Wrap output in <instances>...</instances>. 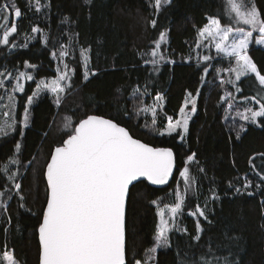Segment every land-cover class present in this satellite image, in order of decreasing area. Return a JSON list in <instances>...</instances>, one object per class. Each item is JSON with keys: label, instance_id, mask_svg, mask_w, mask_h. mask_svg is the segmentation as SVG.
Listing matches in <instances>:
<instances>
[{"label": "trees", "instance_id": "16d2710c", "mask_svg": "<svg viewBox=\"0 0 264 264\" xmlns=\"http://www.w3.org/2000/svg\"><path fill=\"white\" fill-rule=\"evenodd\" d=\"M5 3L18 6L23 15L15 18L10 12L17 33L10 35L9 44H0V69L12 74L6 82L9 87L20 71L35 77L16 93L17 122L0 135V191L5 193L0 197V264L4 251L14 253L19 264L40 263L37 227L46 206V165L52 150L87 115L112 119L132 136L153 147L171 148L175 154V176L169 183L158 186L145 179L131 187L127 264L144 261L145 251L154 246L157 203H171L173 190L184 187L179 174L184 167L190 169L193 185L176 228L169 233V246L158 248L154 264L182 260L193 264L202 255L227 256L235 264H264V118L246 125L227 119L229 112L259 107L257 100L264 102L257 96L262 86L254 77L236 81L234 72L227 74L235 61L230 63L198 35L209 17L221 18L222 24L228 21L226 8L222 11L226 0H172L159 10L154 0H39L38 10L35 0L31 8L29 0H0V7ZM256 3L264 13V0ZM34 27L39 31H32ZM161 33L165 39L159 51L164 59L153 65L149 61L159 57L151 52ZM62 50L69 55L60 56ZM248 54L264 74V47L253 42ZM205 55L212 59L203 60ZM64 63L73 75L62 103L57 106L50 93L36 97L38 83L57 76ZM189 92L196 111L187 135L183 139L178 132L159 135L167 117L178 116ZM159 95L160 117L150 127L141 109ZM193 153L195 159L188 161ZM197 205L207 219L190 214Z\"/></svg>", "mask_w": 264, "mask_h": 264}, {"label": "snow or ice", "instance_id": "6c2138e0", "mask_svg": "<svg viewBox=\"0 0 264 264\" xmlns=\"http://www.w3.org/2000/svg\"><path fill=\"white\" fill-rule=\"evenodd\" d=\"M171 2L172 0H154V6L159 10L162 3L170 5ZM35 6L38 10L39 0H35ZM29 7H33L32 0H29ZM225 8L228 21L222 24L221 18L209 17V22L198 29V35L213 41L217 53L230 58V63L231 60L235 61V67H230L228 71L235 73L236 81L242 77H254L262 86L257 96L264 97V74L248 54L249 46L253 41L257 45H264V13L257 6L256 0H226V4L222 5V11ZM9 12H14L15 18H22L23 13L18 6L5 3L0 7V13H5L3 18L6 19ZM151 25L155 27V19L151 21ZM244 25L250 26V29H246ZM0 30L3 31L0 44L7 45L10 34L17 33V26L14 23L8 28L0 25ZM256 30L261 35L254 38ZM32 31L39 29L34 27ZM164 39L165 34L161 33L159 40L154 42L155 48L151 55L159 57V60L149 61L153 65L164 59L159 51ZM199 46L197 44V47ZM86 53L87 50L84 55L85 68L88 60ZM52 55L56 56L57 53L53 52ZM59 55L68 56L69 52L62 50ZM211 59L212 57L208 55L203 57L205 61ZM21 77L33 79L31 75L20 72L15 77L17 83L13 92L24 91V86L20 83ZM67 80H70V76L68 66L65 65L59 77L53 79L50 84L42 80L37 87L41 90L47 88L56 94L55 103L59 106L62 103L59 94L66 90L63 82ZM3 86L0 82V88ZM237 91L241 89L238 88ZM257 96H253L252 99L256 100ZM8 99L14 101L15 97L9 95ZM156 99L160 100L162 97L157 96ZM27 102L31 104L32 97H28ZM189 103L195 104V97L190 92L184 107L180 109V118L173 122L171 116L167 117L165 129L167 134L171 135L178 130L187 133L191 113L196 111L193 106L190 113H185ZM257 103L258 108H246L240 114L243 120L256 123L258 118H264V102L257 100ZM229 107L231 108L232 105ZM150 110L155 117V108L152 107ZM142 111H149V108H144ZM27 121L28 111L25 109V126ZM65 127L68 125L66 124ZM6 134V128L0 126V135ZM183 138L181 136V139ZM20 147L19 143L16 144L17 150ZM194 159L195 153L187 157L188 161ZM13 163L16 161L14 160ZM175 164L176 158L171 148L152 147L139 139H134L126 128L112 119L97 115H87L80 119L71 128L67 138L54 148L50 162L46 165V207L38 227L42 248L40 264H126L125 201L129 186L141 177L153 184H167ZM4 171L8 172V168L5 167ZM179 174L185 181L183 191L174 189L172 204L164 205V208L160 209L159 231L154 246L145 251L144 264H153L157 249L161 246H169V233L176 228V218L185 207L193 178L188 167H184ZM7 178L14 179L12 176ZM250 183V181L246 183L245 187L247 188ZM15 187L19 189L21 185L16 184ZM4 195L5 193L0 191V197ZM153 203L157 202L153 201ZM166 214L168 219L165 218ZM190 214L204 216L207 219L199 205L197 210ZM197 231L200 232L202 229L197 227ZM195 239L199 240V235ZM3 259L7 264H19L14 253L8 251L3 252ZM134 264H142V262L135 260ZM181 264L187 262L182 260ZM193 264H235V262L227 256L210 259L208 255H202Z\"/></svg>", "mask_w": 264, "mask_h": 264}, {"label": "rangeland", "instance_id": "374dc122", "mask_svg": "<svg viewBox=\"0 0 264 264\" xmlns=\"http://www.w3.org/2000/svg\"><path fill=\"white\" fill-rule=\"evenodd\" d=\"M162 5H164V4L162 3ZM4 16H5V13H0V25H3L4 28H8L11 25L10 24L11 13L10 12L7 13V18L6 19L3 18ZM2 35H3V31L0 30V36H2ZM259 35H261V34L258 32V30H256L254 32V38L255 37H258ZM200 39L202 41L209 42V44H211V46L213 47V49L216 51V48L214 46V42L213 41H211L210 39L203 38V37H200ZM255 45H257V44H255ZM250 46H251V44H250ZM250 46H249V48H250ZM258 46H263L264 47V45H258ZM248 51H249V49H248ZM86 54H87L88 60H89L88 51H87ZM220 54H222V53H220ZM84 55H85V52H83V54H82L83 62H84V65H85ZM222 56H225V55L222 54ZM88 60H87V67L89 65V61ZM65 65H67V64L64 63L62 65V68H58L57 69V74H56L57 76L52 77V78H49V79H46V80H43V81H45L46 83H49L50 84L53 79H55V78H57V77L60 76L61 71L64 70V66ZM232 67H235V63H234V65ZM228 69H227V74L230 72V71H228ZM86 70H87V68H86ZM20 72H24V73H27V74L31 75L32 77H35V76H33L34 73L33 72H29L28 70H23V71H20ZM87 73H88V71H87ZM68 74L70 76V80H67V81L63 82V85L65 86L66 90L64 92H62V93L59 94L60 95V98H61V101H63V99L65 98V96L68 95V90L72 86L71 77L73 75V70L70 69V67H68ZM234 75H235V73H234ZM14 77H16V76H14ZM11 79H12V74L9 75V73H5V70L4 69H2V70L0 69V82H2L3 85H4L2 88H0V126H4L6 128V132L11 129V127L9 128L8 125H12V127H13V125L17 122V120H16V117H17V115H16L17 114L16 113V106H17L16 93H18V92L20 93L19 90H16L15 92H13V88H14V86L17 83V81H16L15 78H14V84L12 85V87L11 86L9 87L7 85L6 82L9 81V80H11ZM27 81H28V79H26L25 77H21L20 78V83L23 84L24 87H25V84H26ZM39 84H40V82L38 83V85ZM34 89H35V95H36V97H38L40 94H43V93H50L56 99V94L52 93L47 88H44V89L41 90V89H38V87H36ZM9 95H13L15 97V100L14 101H10L8 99V96ZM159 96L162 97V95H159ZM160 103H161V99L160 100H157L156 99V101H154L151 105H149L147 107H144V108H149V111H142V114L144 116H146L147 119L150 121V123H151L150 127L152 125H156L154 123L157 122L158 121V118L160 117L159 110L162 108V105ZM184 105H185V103H184ZM184 105H183V107H184ZM249 105L250 106H254L253 103L252 104H249ZM193 106L195 107V104L193 105L192 103H189L188 106L185 108V113H190L191 108ZM152 107H154L155 108V111H156V116L155 117L152 116V112L150 110ZM247 108H258V107H247ZM245 109L246 108L239 109V111L229 112L228 115H227L228 116L227 119L228 120L229 119H232V120H236V121H240V122H245V125H246V123L247 124L248 123H253L251 120L245 121V120L242 119V116L240 114L243 113ZM194 113H191V118L193 117ZM180 115L181 114L179 112V114H178V116L176 118H173L172 117L173 118V122L176 119H179L180 118ZM191 118H190V120H191ZM166 122H167V120H166ZM24 123H25V118H24ZM188 127H189V124H188ZM166 128H167V123H166V126L161 130V132H164L165 134H167L165 132V129ZM177 132H178V134H180L183 137H185L187 135V133H184L182 130H178ZM192 185H193V183H192ZM176 190L182 192L183 191V187L181 188V185L180 186H177ZM171 204H172V202L171 203H164V204L157 203L158 208H157L156 211H158V216H159V222L158 223L159 224H160V209L164 208V205H171ZM197 216H195V217H197ZM165 218L168 219V215L167 214H166ZM158 231H159V225H158ZM157 234H158V232H157ZM161 247H165V246H161ZM8 252L12 253L11 251H8ZM141 262H142V264H144V261H141ZM4 264H7V262L5 260H4ZM153 264H154V262H153Z\"/></svg>", "mask_w": 264, "mask_h": 264}, {"label": "water", "instance_id": "95a60500", "mask_svg": "<svg viewBox=\"0 0 264 264\" xmlns=\"http://www.w3.org/2000/svg\"><path fill=\"white\" fill-rule=\"evenodd\" d=\"M104 118H106V119H109V118H107V117H104ZM114 121V120H113ZM115 123H116V121H115ZM118 124V123H117ZM120 125V124H119ZM121 127H124V128H126L125 126H123V125H120ZM127 129V128H126ZM128 130V129H127ZM128 132L130 133V135H132V133L128 130ZM133 138L134 139H138V138H136V137H134L133 136ZM140 140V139H139ZM141 142H143V143H146V142H144L143 140H141ZM148 144V143H147ZM150 146H152L153 147V145H151V144H149ZM158 148H163V147H158ZM52 152H53V150H52ZM49 162H50V160H49ZM175 171H176V164H175V167H174V169H173V174H172V176L169 178V181H168V183L174 178V176H175ZM44 177H46V170H45V176ZM146 178H143V177H141L138 181H134L130 186H129V190H128V194H127V197H126V201H125V241H126V246H127V230H126V227H127V210H128V201H129V196H130V190H131V187H132V185H134L135 183H137V182H139V181H141V180H145ZM151 182V181H150ZM152 183V182H151ZM153 184V183H152ZM154 185H157V184H154ZM165 185V184H164ZM158 186H163V185H158ZM46 207V206H45ZM38 228V227H37ZM38 237H39V232H38ZM39 241V240H38ZM41 252H42V248H41V245H40V257H41ZM126 262H127V252H126ZM40 264V263H39ZM127 264V263H126Z\"/></svg>", "mask_w": 264, "mask_h": 264}]
</instances>
